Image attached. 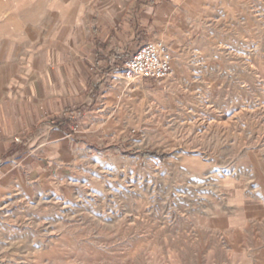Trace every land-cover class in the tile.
<instances>
[{
	"label": "rangeland",
	"instance_id": "374dc122",
	"mask_svg": "<svg viewBox=\"0 0 264 264\" xmlns=\"http://www.w3.org/2000/svg\"><path fill=\"white\" fill-rule=\"evenodd\" d=\"M165 2V81L120 68L90 118L69 116L68 147L13 138L0 264H264V0ZM161 3L0 0V101L37 91L99 13L127 58Z\"/></svg>",
	"mask_w": 264,
	"mask_h": 264
},
{
	"label": "crops",
	"instance_id": "0c3cea01",
	"mask_svg": "<svg viewBox=\"0 0 264 264\" xmlns=\"http://www.w3.org/2000/svg\"><path fill=\"white\" fill-rule=\"evenodd\" d=\"M153 5L154 3L151 4ZM169 11L170 6L165 0H162L158 9L151 7L150 12H147L150 28L146 30L144 38L141 35L137 37L140 41H145L140 45L159 40L158 36L167 45L178 39V33L174 29L177 22L166 21L162 25L163 19L171 18L168 17ZM179 22L182 29L184 24ZM88 24L89 35L85 36L84 44L61 51L62 55L60 53L59 60L50 71L49 80L41 83L36 88L37 91L32 88L21 97L0 101V160L8 158L11 161L12 140L19 136L26 138L36 135L42 138V144L52 147V152L64 145L68 147L71 137L68 131L71 129L72 119L69 116L75 113L73 110L84 109L86 106L82 116L90 118L94 109L103 105L105 98L111 95L113 88L106 85V82L110 83L112 73L120 69L130 56L125 58L123 52L127 45L126 39L113 35L116 32L114 27L121 26L119 20L107 22L99 13L95 19L91 17ZM68 53L69 58L66 59ZM20 157L25 161L29 154L24 152L19 159ZM9 164L7 163V168H12ZM0 176L7 175L2 176L0 173Z\"/></svg>",
	"mask_w": 264,
	"mask_h": 264
},
{
	"label": "built area",
	"instance_id": "2783aa9c",
	"mask_svg": "<svg viewBox=\"0 0 264 264\" xmlns=\"http://www.w3.org/2000/svg\"><path fill=\"white\" fill-rule=\"evenodd\" d=\"M119 76L125 81L136 78L161 83L172 74V56L160 40L140 45L122 64Z\"/></svg>",
	"mask_w": 264,
	"mask_h": 264
}]
</instances>
